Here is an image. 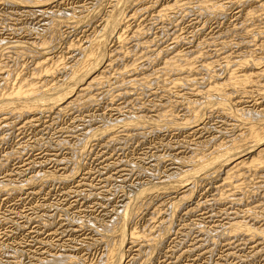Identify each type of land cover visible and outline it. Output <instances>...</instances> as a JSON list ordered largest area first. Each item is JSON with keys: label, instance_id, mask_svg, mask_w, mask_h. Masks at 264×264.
<instances>
[{"label": "rangeland", "instance_id": "1", "mask_svg": "<svg viewBox=\"0 0 264 264\" xmlns=\"http://www.w3.org/2000/svg\"><path fill=\"white\" fill-rule=\"evenodd\" d=\"M103 1L42 0L41 2L43 3L39 5L43 6V8L37 12L38 10H28L27 8H23V6L21 7L20 5H14L1 0L0 94L3 96V94L6 95V93L11 92L12 88L10 89V87H15L21 80L33 81L36 84L38 83L39 86L41 84H48L49 87L53 86V84L61 86L69 76V68L77 64L81 59L79 58L81 57L79 55L80 51H83L89 40L91 41L92 39L93 41L91 42H94L97 38L96 36L102 31L101 29L106 17L110 15L113 9L112 4L114 6L116 2L115 0ZM129 1L127 2L126 0V4L124 3L121 7L123 11L120 9L122 23L118 24L119 29L118 27L115 28L116 32L114 33L113 31V35L111 33V37L108 36V43H106V52L108 54L106 53L105 59L113 61L105 73V75L107 74L105 77H108V82H106L107 80L103 76L105 80H102L101 86L99 85L94 89L91 88L93 90L90 89V95L94 94L93 99L96 100L94 101L95 103L79 106L76 104L77 107L72 104V107H68L69 110L66 109L62 112L55 109L48 113H37L35 116L32 114L24 115L21 118L15 113H6V115L0 113V264H44L43 262L47 264L48 261L49 263L55 261L53 258L61 261L60 258H67L68 256L76 260V262L72 260L75 264L79 262V264H103V262H107L105 259L108 246L116 243L117 237L112 236L110 242V240H104L101 234L108 228H110L108 229L109 231L115 230L120 214H123L122 212L133 201L136 202V205L132 203L134 205L133 210L135 209L136 213L130 216L128 224H126L127 235L125 234V241L127 244L128 241H132L130 235H133L135 232L138 235V239L132 241L133 243L130 242L126 245L127 247L125 246L121 264H264V235L262 233L256 237L254 236V238L250 236L248 238V235L238 234L233 236L227 231L228 227H230L229 224L237 221L248 225L252 229L264 230V168L257 169L258 174L256 170H244L243 176L236 177L238 179H236V182H239L241 178L239 184L236 183L240 187L235 189L236 191H231L230 187L227 186L220 187L223 183V180H221L223 179L222 176L216 177L215 174L213 177L209 176V173L201 172L200 168H198L200 172H191L196 176L198 175L197 177L195 176L196 179L193 178L194 181L190 180L192 178H189L184 183V186H176L181 187L180 189L166 191L167 187L165 188V185H171L170 182L172 185L173 182L175 184L176 179H178L177 177L183 176L185 171L194 169L193 165L199 158L210 157L214 153H217V150H222V148H219V145H221L220 147H223V145L225 147L228 143L230 144L231 138H234L235 135L238 138L241 131L245 135L250 124L262 119L261 113L264 111V62L262 61L258 63L259 65L256 68L263 72V76L259 78L258 76L262 75L260 73L261 75L255 76L256 80L251 76L254 79L253 82H259L260 86L257 83L254 86L251 84L252 82H249L247 86L242 88L243 90H239L240 93L237 91L228 96V98L230 97V102L236 107V110H241V117L247 118H244V123L240 119L228 117L216 107L217 105H214L219 101L214 92H209L210 95L208 97H210V100H208L209 98L206 100L205 95H202L200 91H204L205 88L210 87L209 85L213 82L214 84L212 85L221 84V81L224 82L225 78L230 75L241 76L242 72L247 71L246 69L248 68L241 67V69L238 61L242 62L246 57V59L264 58V8L259 7V4L256 7L257 3L264 2V0H239L240 2L238 0H209L206 7L208 6L211 9L215 6V9H212L214 12L216 11V6L217 8H226V10L221 9L220 14H217V11V13H214L212 10L209 11V8L204 6L205 4H201L203 7L199 5L200 7L198 8L196 2L194 4L182 5V7H179V5L177 7H170L173 4L171 1L174 2V0H158V2L157 0ZM210 1L215 2L211 3ZM97 3H101L103 6ZM166 4L170 7L169 9H165L168 8L165 7ZM217 4L222 6H218ZM92 7H95L94 9L101 7V10L96 15V19L92 18V22L87 23L88 26L82 21L84 18L82 16L86 15V11L87 15L89 13L92 15L94 11L98 10H92ZM204 7L206 8L205 11ZM259 8H261L260 11ZM163 9L164 11H161ZM239 10L241 12L240 16L237 15V13H240ZM249 10L253 14L249 13ZM134 12L137 13L135 14ZM72 14L74 18L78 19L75 22L82 25L79 26L75 22L70 23L65 21ZM59 18L60 20H58ZM79 19L81 20L79 21ZM70 26L77 27L75 29L72 27L71 29ZM119 33L122 35L118 36ZM118 37H122L121 40ZM40 39L42 40L40 41ZM46 39L48 40V47H51L49 50L48 48L46 49L47 53L45 55L47 54L48 58H53L55 62L57 59L60 62L57 61V64H53L54 67L53 69L51 68L52 71L49 73L44 70L37 72L35 69L38 67L36 64L38 63L39 55L37 53L31 54L29 53L30 51H25L19 48V46L14 45L20 44L23 41H28L29 43L33 41L38 45L42 41L46 42ZM50 41L53 42L50 43ZM10 42L13 43L11 44ZM15 48L21 52H18ZM109 53L112 54L110 55ZM170 57L175 61L170 60ZM168 59L169 63L172 61L171 65L174 63L173 66L175 67L180 62L183 64L181 65L180 63L181 66L188 64V68V65L183 67L187 72L183 73L181 71L183 68L180 65H178L180 68L178 66L175 68V70L182 68L180 71L178 70L180 76L176 74L177 70L175 71L173 68L171 71L172 75L168 72L170 71L169 68L164 72L163 67L168 65L166 64L168 63ZM162 64H165V66H162ZM55 65L59 66L56 67ZM229 72L232 73L230 74ZM44 73H48V75ZM141 75L142 80L145 75L150 76H147L150 78L146 84L148 88L140 86ZM181 75H185L183 77L187 78V81H198L195 83L190 81L187 82L188 84L181 82L177 86L176 84H172L173 81L171 80H174V77L175 79H178L177 77L185 79ZM212 76L214 77L212 78ZM7 80H10V82L12 80V85L10 84L9 87H5ZM134 81L136 83H133ZM4 88H8L9 90ZM247 88L249 89V94L246 93L248 92ZM244 89H247V91ZM196 90H200L201 94L199 92L196 93ZM123 91L128 94L121 93ZM242 91H245V95ZM117 94L119 95L118 97ZM233 104L229 105L233 106ZM193 105L195 109L203 110V118L197 123L201 126L195 128L198 129L196 132L190 130L194 127L195 123L190 124V126L194 124L191 128H180L181 131L167 124L165 126L164 123L157 125L153 123L151 125L146 124L139 129L137 128V132L134 131L135 129L133 131L129 130L131 128L128 129L124 125L126 120L132 119L133 116L134 118L136 116H143L145 119H151L156 116L152 120L157 121L158 114L159 116L173 114L177 120L181 121L182 118L186 117L185 119H187L189 116L187 109L189 106L192 108ZM171 115L168 116L171 117ZM259 118L261 119L259 120ZM249 120H253L252 123ZM162 122H165V119ZM110 127L111 130L109 129ZM103 128L109 129V131L103 134L105 136L102 135L100 137L97 131ZM138 132L142 134L140 135ZM86 133L89 136L91 135V137ZM95 136L100 140L98 138L95 139ZM80 146L81 149L83 147V152H80L81 149L78 148ZM78 149L79 151H77ZM176 168L178 169L176 170ZM179 171L182 172V175H180ZM251 171L255 172V174L251 173ZM247 172L248 175L246 174ZM157 180L158 183L159 181H163L164 183L162 182V184L160 183L161 186L159 184L158 186L156 184ZM164 180L167 184H165ZM151 181L155 182L156 186L154 185V188V183ZM149 186L153 190H150L151 187ZM158 187H163L164 189H159ZM184 187L186 189L190 187L191 190L193 189L191 196L187 197L181 205L174 208L172 202L175 203L180 198V195L182 196L184 190L182 188ZM157 188L159 192L157 191L156 193L155 190ZM146 190L148 191L146 192ZM138 192H145L146 195L143 193L145 197L143 198L142 195L140 199L135 198L138 197L136 196ZM222 194H225V196ZM172 215L173 218L171 217ZM134 216L136 217L133 220ZM116 218L117 220H115ZM221 232L224 233L222 234ZM155 239L159 241L158 247L155 244ZM153 245H155L154 248ZM128 249L129 251H127ZM69 259L68 257L66 260L69 261ZM45 260L48 261L46 262Z\"/></svg>", "mask_w": 264, "mask_h": 264}, {"label": "bare ground", "instance_id": "2", "mask_svg": "<svg viewBox=\"0 0 264 264\" xmlns=\"http://www.w3.org/2000/svg\"><path fill=\"white\" fill-rule=\"evenodd\" d=\"M1 1V0H0ZM4 2H7V3H11V4H14V5H20L21 7L23 6V8H27L28 10H38L37 12H39V10H41V8H43V6H40L39 4H42L43 2H41L40 0H3ZM47 1H49V0H47ZM103 1V0H102ZM116 2H115V5L113 6V4H112V7H113V9H112V11H111V13H110V15H108V17H106V19H105V22L103 23L104 25L102 26L103 28L101 29V28H99V29H101L102 31H100V33L99 32H97V33H99L98 34V36H96L97 38L95 39V41L94 42H91V41H93L92 39H91V41L89 40V42H88V44H86V46H85V48L83 49V51L81 52L80 51V54L79 55H81V57H79V58H81L78 62H77V64H75V65H72L69 69V71L71 72H69V76L67 77V80H66V78H64L66 81L65 82H61L60 84H61V86H59V84L58 85H54L53 83V86H51V87H49L48 86V84H41V86H39V84L37 83L36 84V82L34 83L33 81H27V80H21V81H19L18 82V84L17 85H15V87H10V89H11V92H9V93H6V95H4L3 94V96L1 95L0 96V98H2V99H0V113H2V115H6V113H15L16 115H18L20 118H21V116H27V115H30V114H32L33 116H35V114H37V113H45V112H51V111H53V110H58V111H60V112H62V111H65L66 109H68V107H70L72 104L73 105H75L76 107H77V105L76 104H78V106L79 105H88V104H91V103H93L94 101H96L95 99H93L94 97H93V95L91 94L90 95V91L91 90H93L94 88H97L99 85L101 86V84H102V80H107L106 82H108V77L106 78L105 76H107V74L105 75V73L107 72V69L112 65V62L113 61H111L110 59H108V60H106L105 59V55H106V43H108L107 42V40H108V36L109 37H111L110 35H111V33L114 31V33L116 32L115 31V28L116 27H118V24L119 23H122V21H121V12H120V9H121V7L123 6V4L126 2V0H115ZM129 0H127V2H128ZM131 1V0H130ZM129 1V2H130ZM134 1H136L137 2V0H134ZM239 1V0H238ZM243 1H245V0H243ZM242 1V2H243ZM254 1V0H253ZM98 2V1H97ZM101 2V1H100ZM104 2V1H103ZM131 2H133V1H131ZM135 2V3H136ZM157 2H158V0H157ZM173 4L170 6V7H177V5H179V7H182V5L184 6L185 4H189V3H193L194 4V2H196L197 4H198V8L200 7V6H202L201 4H205L204 6L206 7V4H208V2H209V0H206V1H204V0H174V2L173 1H171ZM211 2V1H210ZM215 2V1H214ZM214 2H211V3H214ZM224 2V1H223ZM240 2V1H239ZM111 3V2H110ZM144 3V2H143ZM169 3V2H168ZM195 3V4H196ZM234 3V2H233ZM236 3V2H235ZM244 3H246V2H244ZM249 3H251V2H249ZM249 3H247V4H249ZM5 4V3H4ZM36 4H38V5H36ZM97 4H99V3H97ZM126 4V3H125ZM156 4H158V3H156ZM162 4V3H161ZM237 4V3H236ZM252 4V3H251ZM258 4H259V7H262V9L264 8V2H261V3H257V5H256V7H258ZM33 5V6H32ZM44 5V4H43ZM99 5H102L101 3L99 4ZM98 5V6H99ZM155 5V4H154ZM169 5V4H168ZM181 5V6H180ZM200 5V6H199ZM209 5H211V4H209ZM215 5V4H214ZM218 6L220 5V4H217ZM235 5V4H234ZM103 6V5H102ZM134 6V5H133ZM163 6V5H162ZM220 6H222V5H220ZM253 6V5H252ZM59 7V6H58ZM70 7V6H69ZM96 7V6H95ZM94 7V8H95ZM141 7V6H140ZM143 7V6H142ZM149 7V6H148ZM165 7H168V8H165V9H169L170 7L169 6H167V4H166V6ZM186 7V6H185ZM196 7V6H195ZM203 7V6H202ZM204 7V8H205ZM208 7V6H207ZM206 7V8H207ZM245 7V6H244ZM10 8V7H9ZM85 8V7H84ZM93 8V7H92ZM92 9V10H96V9H98V10H96V11H94V14H92V15H90L91 13H89V15H87V11L86 10H84V11H86V15L85 16H82V17H84L83 19H82V21H84V24L86 23H89L90 21H91V19L92 18H97L96 17V15L100 12V10H101V7H98V8H96V9ZM137 8V7H136ZM139 8V7H138ZM146 8V7H145ZM150 8V7H149ZM149 8H148V10H149ZM160 9H161V7H159ZM164 8V7H163ZM190 8V7H189ZM206 8L204 9V11L206 10ZM209 8V7H208ZM14 9V8H13ZM123 9H125V8H123ZM144 9V8H143ZM147 9V8H146ZM152 9V8H151ZM172 9V8H171ZM180 9V8H179ZM188 9V8H187ZM212 9H215V6H213L211 9L209 8L208 10L210 11V10H212ZM221 9H222V7L221 8H217V6H216V11L218 12H214V10H212L214 13H217V14H220L221 13ZM223 9H225L226 10V8H223ZM222 9V10H223ZM260 9L261 8H259V11H260ZM16 10V9H15ZM81 10V9H80ZM89 10H91V9H89ZM122 10V9H121ZM135 10V9H134ZM147 10V11H148ZM183 10V9H182ZM189 10V9H188ZM203 10V9H202ZM238 10V9H237ZM252 10V9H251ZM251 10H249L250 12L249 13H252V11ZM264 10V9H263ZM46 11V10H45ZM123 11V10H122ZM143 11V10H142ZM150 11V10H149ZM161 11H164V9L163 10H161ZM195 11V10H194ZM24 12V11H23ZM81 12V11H80ZM133 12V11H132ZM166 12V11H165ZM172 12V11H171ZM188 12V11H187ZM201 12V11H200ZM234 12V11H233ZM239 12H240V10H239ZM254 12V11H253ZM12 13V12H11ZM67 13V12H66ZM126 13V12H125ZM135 13V12H134ZM137 13V12H136ZM135 13V14H136ZM160 13V12H159ZM196 13V12H195ZM202 13V12H201ZM212 13V12H211ZM223 13V12H222ZM245 13H247L248 14V12L247 11H245ZM19 14V13H18ZM63 14V13H62ZM61 14V15H62ZM79 14V13H78ZM80 14H82V13H80ZM161 14V13H160ZM228 14V13H227ZM239 14H241V12L240 13H237V15L238 16H240ZM253 14V13H252ZM251 14V15H252ZM255 14V13H254ZM257 14V13H256ZM51 15V14H50ZM125 15V14H124ZM128 15V14H127ZM152 15V14H151ZM163 15V14H162ZM178 15V14H177ZM197 15V14H196ZM225 15V14H224ZM236 15V16H237ZM249 16H250V14H248ZM247 15V16H248ZM74 15L72 14V16H70L69 18L67 17V19L65 20V21H67V22H70V23H73V22H75L76 20H78V19H76V18H74L73 17ZM129 16V15H128ZM175 16V15H174ZM193 16V15H192ZM243 16H244V14H243ZM253 16V15H252ZM17 17V16H16ZM79 17H81V16H79ZM78 17V18H79ZM138 17V16H137ZM259 17V16H258ZM262 17V16H261ZM9 18V17H8ZM65 18V17H64ZM128 18V17H127ZM132 18V17H131ZM163 18V17H162ZM175 18V17H174ZM181 18V17H180ZM250 18H252V17H250ZM63 19V18H62ZM124 19V18H123ZM126 19V18H125ZM134 19V18H133ZM170 19V18H169ZM236 19V18H235ZM259 19V18H258ZM263 19V18H262ZM58 20H60V18L58 19ZM64 20V19H63ZM81 19H79V21H80ZM100 20V19H99ZM128 20H129V18H128ZM174 20V19H173ZM180 20V19H179ZM239 20V19H238ZM248 20V19H247ZM17 21V20H16ZM56 21V20H55ZM98 21V20H97ZM121 21V22H120ZM137 21V20H136ZM200 21V20H199ZM206 21V20H205ZM92 22V21H91ZM90 22V23H91ZM134 22V21H133ZM178 22V21H177ZM257 22V21H256ZM263 22V21H262ZM59 23V22H58ZM62 23H64V22H62ZM151 23V22H150ZM195 23H196V21H195ZM41 24V23H40ZM53 24V23H52ZM75 24L77 25V24H79V26L80 25H82V24H80V23H78V22H75ZM74 24V25H75ZM216 24H217V22H216ZM241 24H243V23H241ZM246 24V23H245ZM50 25V24H49ZM57 25V24H56ZM66 25H68V24H66ZM65 25V26H66ZM70 25V24H69ZM73 25V24H72ZM88 25V24H87ZM98 25V24H97ZM121 25V24H120ZM134 25V24H133ZM132 25V26H133ZM234 25V24H233ZM232 25V26H233ZM58 26V25H57ZM60 26V25H59ZM89 26V25H88ZM87 26V27H88ZM144 26V25H143ZM142 26V27H143ZM204 26V25H203ZM249 26V25H248ZM261 26V25H260ZM73 27V26H72ZM72 27L70 26V28L72 29ZM75 27H77V26H75ZM75 27H73L74 29H75ZM141 27V26H140ZM157 27V26H156ZM161 27V26H160ZM170 27V26H169ZM202 27V26H201ZM239 27H240V25H239ZM55 29H56V27H54ZM67 28V27H66ZM127 28V27H126ZM125 28V29H126ZM238 28V27H237ZM255 28V27H254ZM118 29H119V27H118ZM183 29V28H182ZM233 29H235L234 27H233ZM248 29V28H247ZM20 30V29H19ZM96 30V29H95ZM97 30H98V28H97ZM117 30V29H116ZM145 30V29H144ZM161 30H163V29H161ZM191 30V29H190ZM210 30V29H209ZM231 30V29H230ZM236 30V29H235ZM260 30V29H259ZM37 31V30H36ZM57 31V30H56ZM70 31V30H69ZM119 31V30H118ZM120 31H122L121 29H120ZM146 31V30H145ZM246 31V30H245ZM255 31V30H254ZM264 31V30H263ZM263 31H261V32H263ZM18 32V31H17ZM16 32V33H17ZM27 32V31H26ZM34 32V31H33ZM61 32H62V30H61ZM68 32V31H67ZM81 32V31H80ZM101 32H103L102 34H101ZM215 32V31H214ZM235 32V31H234ZM32 33V32H31ZM94 33V32H93ZM123 33V32H122ZM144 33V32H143ZM171 33V32H170ZM188 33V32H187ZM222 33V32H221ZM233 33V32H232ZM18 34V33H17ZM20 34V33H19ZM54 34H55V32H54ZM57 34V33H56ZM117 34V33H116ZM254 34H256V33H254ZM89 35V34H88ZM96 35V34H95ZM100 35V36H99ZM112 35H113V33H112ZM122 35V34H121ZM120 35V33L118 34V36H121ZM127 35V34H126ZM131 35V34H130ZM135 35V34H134ZM226 35V34H225ZM233 35V34H232ZM241 35V34H240ZM246 35V34H245ZM258 35V34H257ZM41 36V35H40ZM55 36V35H54ZM90 36V35H89ZM133 36V35H132ZM172 36V35H171ZM260 36V35H259ZM262 36V35H261ZM15 37V36H14ZM25 37V36H24ZM60 37V36H59ZM58 37V38H59ZM113 37V36H112ZM117 37V36H116ZM134 37V36H133ZM132 37V38H133ZM138 37V36H137ZM211 37V36H210ZM223 37V36H222ZM244 37V36H243ZM263 37V36H262ZM57 38V39H58ZM92 38V37H91ZM119 38V40H121V38L122 37H118ZM216 38V37H215ZM240 38V37H239ZM255 38H257V37H255ZM45 39V38H44ZM43 39V40H44ZM51 39H53V38H51ZM93 39H94V37H93ZM150 39V38H149ZM180 39V38H179ZM179 39H176V40H179ZM214 39V38H213ZM35 40V39H34ZM42 39H40V41H41ZM59 40V39H58ZM87 40V39H86ZM113 40V39H112ZM118 40V39H117ZM232 40V39H231ZM242 40V39H241ZM39 41V42H40ZM47 39H46V42L45 41H42V43H40V44H36V42L34 43L33 41V43L31 42V43H29L28 41H26V42H20V44H17V45H14V46H19V48H22V49H24L25 51H30L29 53H31V54H38L39 55V59H38V57H37V59H38V63L36 64L38 67L35 69L37 72H39V71H42V70H44L45 72H51L52 70H51V68L53 69V67H54V65L53 64H55L57 61L58 62H60L58 59H57V61L55 62V60L53 59V58H48V56H46L45 55V53H47L46 52V49L48 48V50H49V48L51 47V46H49L48 47V43H47ZM56 41V40H55ZM123 41V40H122ZM138 41V40H137ZM173 41V40H172ZM51 42H53V41H50V43ZM144 42V41H143ZM146 42V41H145ZM211 42H213V41H211ZM222 42V41H221ZM251 42H253V41H251ZM259 42V41H258ZM8 43V42H7ZM11 43V42H10ZM13 43V42H12ZM11 43V44H12ZM17 43V42H16ZM87 43V42H86ZM128 43V42H127ZM247 43V42H246ZM14 44H15V42H14ZM81 44V43H80ZM111 44V43H110ZM242 44V43H241ZM260 44V43H259ZM5 45H7L6 43H5ZM82 45V46H83ZM263 45V44H262ZM8 46H11V45H8ZM13 46V45H12ZM80 46V45H79ZM115 46V45H114ZM252 46V45H251ZM67 47V46H66ZM120 47V46H119ZM140 47V46H139ZM228 47V46H227ZM232 47V46H231ZM247 47V46H246ZM76 48V47H75ZM115 48V47H114ZM121 48V47H120ZM144 48V47H143ZM7 49V48H6ZM14 49V48H13ZM16 50H17V48H15ZM82 49V48H81ZM113 49V48H112ZM112 49H111V51H112ZM139 49V48H138ZM159 49V48H158ZM219 49V48H218ZM246 49V48H245ZM248 49H250V48H248ZM261 49V48H260ZM8 50V49H7ZM47 50V51H48ZM80 50V49H79ZM149 50V49H148ZM151 50V49H150ZM154 50V49H153ZM185 50V49H184ZM233 50V49H232ZM231 50V51H232ZM11 51V50H10ZM13 51V50H12ZM18 51V50H17ZM23 51V50H22ZM115 51V50H114ZM113 51V52H114ZM143 51V50H142ZM164 51V50H163ZM254 51V50H253ZM257 51V50H256ZM16 52V51H15ZM18 52H21V51H18ZM34 52V53H33ZM78 52V51H77ZM133 52V51H132ZM162 52V51H161ZM26 53V52H25ZM156 53V52H155ZM154 53V54H155ZM181 53H183V52H181ZM239 53V52H238ZM247 53V52H246ZM253 53V52H252ZM4 54V53H3ZM108 54V53H107ZM110 55L112 54V53H109ZM114 54V53H113ZM120 54H121V52H120ZM136 54V53H135ZM176 54V53H175ZM186 54V53H185ZM184 54V55H185ZM210 54V53H209ZM228 54V53H227ZM16 55V54H15ZM20 55V54H19ZM27 55V54H26ZM119 55V54H118ZM194 55H195V53H194ZM198 55H200V54H198ZM240 55V54H239ZM256 55V54H255ZM108 56V55H107ZM123 56V55H122ZM125 56V55H124ZM128 56V55H127ZM143 56V55H142ZM156 56V55H155ZM174 56V55H173ZM231 56H232V53H231ZM236 56V55H235ZM238 56V55H237ZM242 56V55H241ZM247 56H249V55H247ZM184 57V56H183ZM187 57V56H186ZM189 57V56H188ZM234 57V56H233ZM239 57V56H238ZM244 57V56H243ZM135 58V57H134ZM149 58V57H148ZM167 58V57H166ZM169 58V57H168ZM171 59L170 60H174V59H172V57H170ZM235 58V57H234ZM242 58V57H241ZM247 58V57H246ZM244 59L242 62L241 61H238V64L240 65V68L242 67V68H248V69H246L247 71H245V72H242V75L241 76H239V77H236L235 75H230L229 77H227V78H225L226 80H224V82H222L221 81V84H215V85H212V84H214V82L211 84V85H209L210 87H208V88H205V90L203 91H200L201 93H202V95H205L204 97L206 98V100L208 99V100H210V97H208L210 94H209V92L211 93V91H212V93L214 92L216 95H217V97H218V99H219V101L217 102V103H215L214 105H217L216 107H218V109L221 111V112H224V114L225 115H227L228 117H232V118H237V119H240V120H242L243 121V123L245 122V119H247V118H245V117H241L242 116V114L240 113V111H238V110H236V107L234 106V104L233 103H231L230 102V97L228 98V96L229 95H231V94H233V93H236L237 91H238V93H240V91H241V89L242 88H244V86H247V84L250 82H252L251 84H253L254 86H255V84L257 83V82H253L254 81V79H252V77H254L255 78V80H256V77L260 74V73H262V75L261 76H258L259 78L260 77H262L263 76V72L261 71V70H258L256 67H258L257 65H259L258 63H261V61L262 62H264V58H261V59ZM251 58V57H250ZM56 59V58H55ZM76 59H78V58H76ZM121 59V58H120ZM157 59V58H156ZM27 60V59H26ZM190 60V59H189ZM192 60H193V58H192ZM200 60V59H199ZM234 60H236V59H234ZM238 60V59H237ZM236 60V61H237ZM240 60V59H239ZM128 61V60H127ZM151 61V60H150ZM149 61V62H150ZM171 61V62H172ZM175 61V60H174ZM191 61V60H190ZM190 61H189V63H190ZM230 61V60H229ZM57 62V63H58ZM163 62H165V61H163ZM167 62L168 63H166V64H168V65H166L165 66V64L163 65L162 64V66H165V67H163V69H164V72H165V70L166 69H170V71H168L169 73H171V71H172V68L175 70V68L178 66V65H180V61H178V62H180L179 64H175L176 65V67L175 66H173L174 65V63H173V65H171V62L169 63V59L167 60ZM195 62H197V61H195ZM209 62V61H208ZM207 62V63H208ZM214 62V61H213ZM212 62V63H213ZM3 63V62H2ZM10 63V62H9ZM24 63V62H23ZM56 63V64H57ZM151 63H152V61H151ZM155 63V62H154ZM177 63V62H176ZM184 63V62H183ZM204 63V62H203ZM228 63V62H227ZM74 64V63H73ZM149 64V63H148ZM53 65V66H52ZM116 65V64H115ZM114 65V66H115ZM146 65V64H145ZM181 65H183L182 63H181ZM180 65V66H181ZM188 65V64H187ZM186 65V66H187ZM224 65V64H223ZM2 66V65H1ZM56 67H58L57 65H55ZM141 66V65H140ZM168 66V67H167ZM185 65L184 66H181L182 68L183 67H186ZM209 66V65H208ZM210 66H211V64H210ZM62 67V66H61ZM179 67V66H178ZM189 67V65L187 66V68ZM192 67V66H191ZM190 67V68H191ZM207 67V66H206ZM3 68V67H2ZM13 68V67H12ZM120 68V67H119ZM180 68V67H179ZM179 68H178V70H179ZM181 68V69H182ZM186 68V69H187ZM194 68V67H193ZM201 68V67H200ZM203 68V67H202ZM210 68V67H209ZM221 68V67H220ZM238 68V67H237ZM241 68V69H242ZM22 69V68H21ZM58 69V68H57ZM131 69V68H130ZM147 69V68H146ZM156 69V68H155ZM180 69V70H181ZM198 69V68H197ZM204 69H205V67H204ZM213 69V68H212ZM211 69V70H212ZM55 70V69H54ZM110 70V69H109ZM123 70V69H122ZM157 70V69H156ZM174 70H173V73H174ZM177 70V69H176ZM175 70V71H176ZM178 70H177V72H176V74H178L179 72H178ZM179 70V71H180ZM189 70V69H188ZM199 70V69H198ZM197 70V71H198ZM201 70V69H200ZM233 70V69H232ZM9 71V70H8ZM132 71V70H131ZM181 71H183V73H185V72H187L184 68L181 70ZM1 72H2V70H1ZM7 72V71H6ZM19 72V71H18ZM136 72H138V71H136ZM135 72V73H136ZM144 72V71H143ZM168 72H167V74H168ZM190 72H191V69H190ZM200 72V71H199ZM237 72V71H236ZM23 73V72H22ZM48 73L46 74V73H44L45 75H48ZM67 73V72H66ZM114 73V72H113ZM124 73V72H123ZM203 73V72H202ZM221 73V72H220ZM41 74H43V73H41ZM166 74V73H165ZM215 74V73H214ZM34 75H35V73H34ZM114 75V74H113ZM121 75V74H120ZM129 75V74H128ZM169 75V74H168ZM171 75H172V73H171ZM175 75V74H174ZM179 75V74H178ZM189 75V74H188ZM211 75V74H210ZM222 75V74H221ZM39 76V75H38ZM51 76V75H50ZM54 76V75H53ZM103 76L105 77V79L103 78ZM127 76V75H126ZM144 76V75H143ZM148 76V75H147ZM146 75L143 77V80H142V75L140 76V78H141V81L139 82V84H140V86H143V88H148V86H146V84L149 82V79L150 78H148V77H150V76H148L147 77ZM180 76V75H179ZM183 76H185V75H183ZM182 75H181V77H183ZM238 76V75H237ZM252 76V77H251ZM256 76V77H255ZM4 77V76H3ZM34 77V76H33ZM37 77V76H36ZM43 77V76H42ZM65 77V76H64ZM152 77V76H151ZM195 77V76H194ZM214 76H212V78H213ZM216 77V76H215ZM8 78V77H7ZM48 78V77H47ZM121 78V77H120ZM134 78V77H133ZM139 78V79H140ZM173 78V77H172ZM172 78H170V79H172ZM178 79H175V77H174V80L172 79L171 81H173V83L172 84H176V86H177V84H181V82L182 83H187V82H190V81H187L188 79L187 78H185V77H183V78H185V79H180V77H177ZM189 78V77H188ZM203 78H206V77H203ZM202 78V79H203ZM5 79V78H4ZM9 79V78H8ZM31 79V78H30ZM51 79V78H50ZM127 79V78H126ZM131 80H132V78H130ZM135 79V78H134ZM163 79H165V78H163ZM190 79V78H189ZM192 79V78H191ZM195 79V78H194ZM201 79V78H200ZM209 79V78H208ZM216 79V78H215ZM220 79V78H219ZM47 80V79H46ZM116 80V79H115ZM135 80H137V79H135ZM159 80V79H158ZM161 80V79H160ZM166 80V79H165ZM260 80V79H259ZM164 81V80H163ZM167 81V80H166ZM166 81H165V83H166ZM193 82H194V80H192ZM191 81V82H192ZM198 81V80H197ZM196 80H195V82H197ZM217 81V80H216ZM215 81V82H216ZM5 82V81H4ZM11 82H12V80H11ZM11 82H10V80L8 81L7 80V82L5 83L6 84V86L5 87H9L10 86V84H11ZM59 82V81H58ZM130 82V81H129ZM132 82V81H131ZM155 82H156V80H155ZM194 82V83H195ZM219 82V81H218ZM55 83V82H54ZM122 83H123V80H122ZM125 83V82H124ZM127 84H128V82H126ZM133 83H136L135 81L133 82ZM164 83V82H163ZM201 83V82H200ZM200 83H197V84H200ZM224 83V84H223ZM1 84V83H0ZM126 84V85H127ZM132 84V83H131ZM188 84V83H187ZM250 84V85H251ZM258 85H259V82L257 83ZM263 84V83H262ZM12 85V84H11ZM37 85V86H36ZM49 85H51V84H49ZM110 85V84H109ZM130 85V84H129ZM171 85V84H170ZM186 85V84H185ZM258 85H256V86H258ZM132 86H134V85H132ZM138 86V85H137ZM139 86V87H140ZM175 86V85H174ZM187 86V85H186ZM202 86V85H201ZM260 86V85H259ZM115 87V86H114ZM180 87V86H179ZM91 88H93V89H91ZM100 88V87H99ZM121 88V87H120ZM177 88V87H176ZM183 88V87H182ZM227 88H229V89H227ZM4 89H8V88H4ZM91 89V90H90ZM101 89V88H100ZM158 89V88H157ZM174 89V88H173ZM248 89V88H247ZM247 89H244L245 91H247ZM1 90V89H0ZM9 90V89H8ZM97 90V89H96ZM118 90V89H117ZM167 90V89H166ZM170 90V89H169ZM231 90V91H230ZM240 90V91H239ZM243 90V89H242ZM95 91V90H94ZM109 91V90H108ZM125 91V90H124ZM124 91L123 92H121V93H124ZM131 91V90H130ZM145 91V90H144ZM148 91V90H147ZM193 91V90H192ZM197 91V90H196ZM199 91H197L196 93H198ZM244 91V92H245ZM264 91V90H263ZM2 92V91H1ZM4 92V91H3ZM96 92V91H95ZM126 92V91H125ZM168 92V91H167ZM184 92V91H183ZM195 92V91H194ZM199 92V93H200ZM243 91H242V93H244ZM93 93V92H92ZM102 93V92H101ZM111 93V92H110ZM200 93V94H201ZM205 93V94H204ZM246 93H248L249 94V89H248V92H246ZM251 93V92H250ZM263 93V92H262ZM116 94V93H115ZM125 95H127L126 93H124ZM176 94V93H175ZM174 94V95H175ZM202 95H200V96H202ZM244 95H245V93H244ZM243 95V96H244ZM104 96H105V94H104ZM119 95L117 94V97H118ZM122 96H123V94H122ZM165 96V95H164ZM196 96V95H195ZM240 96H241V94H240ZM247 96V95H246ZM114 97V96H113ZM127 97V96H126ZM142 97V96H141ZM216 97V98H217ZM250 97V96H249ZM107 98V97H106ZM122 98V97H121ZM199 98V97H198ZM201 98V97H200ZM235 98V97H234ZM247 98V97H246ZM128 99V98H127ZM131 99V98H130ZM211 99H212V96H211ZM215 99V98H214ZM231 99H233V98H231ZM199 100V99H198ZM205 100V101H206ZM239 100V99H238ZM244 100H245V98H244ZM139 101V100H138ZM192 101V100H191ZM194 101H196L195 99H194ZM215 101V100H214ZM78 102V103H77ZM129 102H130V100H129ZM141 102V101H140ZM199 102V101H198ZM202 102V101H201ZM208 102V101H207ZM206 102V103H207ZM210 102V101H209ZM212 102V101H211ZM233 102H234V100H233ZM237 102V101H236ZM249 102V101H248ZM258 102V101H257ZM80 103V104H79ZM95 103V102H94ZM117 103V102H116ZM127 103V102H126ZM131 103V102H130ZM148 103V102H147ZM195 103H197V102H195ZM214 103V102H213ZM123 104V103H122ZM205 104V103H204ZM208 105H209V103H207ZM207 104H205V106H207ZM229 104H233V106L235 107H233V106H231V105H229ZM135 105V104H134ZM154 105V104H153ZM178 105V104H177ZM181 105V104H180ZM202 105V104H201ZM141 106V105H140ZM200 106V105H199ZM72 107V106H71ZM83 107V106H82ZM144 107H146V106H144ZM162 107V106H161ZM170 107V106H169ZM188 107V106H187ZM79 108V107H78ZM177 108V107H176ZM190 108V106L188 107V109ZM199 108V107H198ZM213 108V107H212ZM127 109V108H126ZM150 109V108H149ZM163 109V108H162ZM186 109V108H185ZM188 109H187V112L189 113H187L189 116L187 117V119H185V118H182L181 119V121L180 120H177V118L176 117H174L173 116V114L171 115V114H168V115H171V117L170 116H166V115H161V116H159V114H158V117L156 118V120L157 121H155V120H152L153 118H155V117H152L151 119H145L143 116L141 117H137L136 116V118H134V116H133V118L132 119H127L126 120V123H124V125L125 126H127L126 128H131V129H129V130H131V131H133V129H135L134 131L135 132H137L136 131V129L138 128H141L142 126H144V125H146V124H149V125H151V123H153L154 125H157V124H159V123H164L165 124V126H166V124L169 126L170 125V127H175V128H178L179 130H180V128H183V129H185V128H191L194 124H192V126H190V124L191 123H195V125H194V127L193 128H191L190 130H192V131H194V132H196L198 129H195V128H197V127H199V126H201V125H199V124H197L199 121H200V119H202L203 118V116H202V111L203 110H200V109H195L194 108V105H193V107L192 108H190L189 109V111H188ZM205 109V108H204ZM209 109V108H208ZM69 110V109H68ZM159 110V109H158ZM210 110V109H209ZM259 110V109H258ZM264 110V109H263ZM57 111V112H58ZM178 111V110H177ZM207 111V110H206ZM260 111V110H259ZM185 112H186V110H185ZM261 112V111H260ZM263 113H261V117H262V119L261 118H259V120L260 121H258V122H256V123H253V124H250L249 126H248V129H247V131H246V134L244 135V134H242V131H241V134H239V136H238V138L237 137H235L234 136V138H231L232 140L231 141H229L230 142V144L228 143V145H226L225 147H224V145H223V147H220L221 145H219V148H222V150H217V153H214L212 156H210V157H208L207 155V157L205 158V157H201V158H199L198 159V161H196L195 162V164L193 165L194 166V169H190V170H188L187 172H186V174H185V172H184V174H183V176H180V177H177L178 179H176V181H175V184H174V182H173V185H172V183L170 182V184L172 185H170V186H168V184H167V180L165 181V184H167V185H165V188H166V191H168V190H174V189H177V188H179V187H176L177 185H182V186H184V183L186 182V180L188 181V179L189 178H192V179H190V180H193L194 181V179L193 178H195V174H192L193 172H195V171H198V172H200L199 171V169L198 168H200L202 171L201 172H203V173H209L208 175L209 176H212L213 177V175L215 174L216 175V177L217 176H222V178L223 179H221V180H223V183H222V186H220V187H224V186H227V187H230V189H231V191H233V190H235V189H237V188H240L239 187V182L241 181V178H240V181L239 182H236V179L238 178V177H241V175L244 173L243 171L244 170H252V171H254V170H256V173H257V169H259V168H264V118H263V115H264V111H262ZM65 113V112H64ZM68 113H69V111H68ZM102 113V112H101ZM113 113V112H112ZM118 113V112H117ZM56 114V113H55ZM139 114V113H138ZM166 114V113H165ZM185 114V113H184ZM258 114H259V112H258ZM263 114V115H262ZM11 116H12V114H10ZM105 115V114H104ZM124 115V114H123ZM131 115V114H130ZM141 115V114H140ZM153 115V114H152ZM154 115H156V114H154ZM139 116V115H138ZM148 116V115H147ZM179 116V115H178ZM17 117V116H16ZM31 117V116H30ZM62 117V116H61ZM66 117V116H65ZM132 117V116H131ZM160 117H162L161 119H160ZM221 117V116H220ZM252 117V116H251ZM8 118V117H7ZM109 118V117H108ZM126 118V117H125ZM171 118V119H170ZM245 118V119H244ZM255 118V117H254ZM258 118V117H257ZM19 119V118H18ZM30 119V118H29ZM33 119V118H32ZM165 119V122H162L163 120ZM168 119V120H167ZM179 119V118H178ZM34 120V119H33ZM40 120V119H39ZM13 121V120H12ZM25 121V120H24ZM27 121H29V120H27ZM32 121V120H31ZM75 121V120H74ZM114 121V120H113ZM125 121V120H124ZM180 121V122H179ZM218 121V120H217ZM251 120H249V122H250ZM253 121V120H252ZM252 121H251V123H252ZM105 122V121H104ZM107 122V121H106ZM179 122V123H178ZM239 122V121H238ZM241 122V121H240ZM246 122H247V120H246ZM10 123V122H9ZM26 123V122H25ZM24 123V124H25ZM34 123V122H33ZM51 123V122H50ZM116 123V122H115ZM11 124V123H10ZM111 124V123H110ZM162 124H160V125H162ZM239 124V123H238ZM246 124V123H245ZM249 124V123H248ZM113 125V124H112ZM204 125V124H203ZM229 125V124H228ZM18 127V126H17ZM50 127V126H49ZM77 127V126H76ZM106 127V126H105ZM109 127V126H108ZM112 128H113V126H111ZM111 127L109 128L110 130H111ZM212 127V126H211ZM244 127V126H243ZM107 128V127H106ZM235 128V127H234ZM247 128V127H246ZM13 129V128H12ZM78 129V128H77ZM109 129H101V130H98L97 131V134L98 135H100V137L103 135V134H105V133H107L108 131H109ZM137 129V130H138ZM145 129V128H144ZM177 129V130H178ZM195 129V130H194ZM46 130V129H45ZM114 130H116V129H114ZM127 130V129H126ZM141 130V129H140ZM143 130V129H142ZM217 130V129H216ZM90 131V130H89ZM91 131H93V130H91ZM118 131V130H117ZM181 131V130H180ZM185 131V130H184ZM207 131V130H206ZM121 132V131H120ZM142 132V131H141ZM158 132V131H157ZM193 132V133H194ZM10 133V132H9ZM96 133V132H95ZM95 133H94V135H95ZM110 133V132H109ZM108 133V134H109ZM139 134H140V132H138ZM137 133V134H138ZM222 133V132H221ZM244 133V132H243ZM85 134V133H84ZM87 134V133H86ZM96 134V136H98ZM131 134H133V133H131ZM142 134V133H141ZM140 134V135H141ZM232 134H233V132H232ZM2 135V134H1ZM88 135V134H87ZM120 135V134H119ZM123 135V134H122ZM128 135H130V134H128ZM135 135V134H134ZM148 135V134H147ZM171 135V134H170ZM231 135V134H230ZM89 136V135H88ZM88 136H86V138L88 137ZM92 136H93V134H92ZM95 136V139L96 138H98V137H96ZM103 136H105V135H103ZM107 136V135H106ZM127 136V135H126ZM133 136V135H132ZM145 136V135H144ZM156 136V135H155ZM165 136V135H164ZM89 137H91V135L89 136ZM89 137H88V139H89ZM110 137V136H109ZM108 137V138H109ZM124 137V136H123ZM123 137H122V139H123ZM136 137V136H135ZM187 137V136H186ZM7 138V137H6ZM112 138V137H111ZM117 138H118V136H117ZM83 139V138H82ZM87 139V140H88ZM91 139V138H90ZM99 139V138H98ZM113 139V138H112ZM1 140V139H0ZM86 140V141H87ZM93 140H94V138H93ZM100 140V139H99ZM8 141V140H7ZM21 141V140H20ZM44 141V140H43ZM85 141V140H84ZM84 141H83V143H84ZM106 141V140H105ZM104 141V142H105ZM113 141V140H112ZM115 141V140H114ZM220 141V140H219ZM10 142V141H9ZM88 142V141H87ZM126 142V141H125ZM166 142V141H165ZM107 143V142H106ZM105 143V144H106ZM169 143V142H168ZM189 143V142H188ZM224 143V142H223ZM10 144V143H9ZM14 144V143H13ZM84 144H86V143H84ZM83 144V145H84ZM165 144V143H164ZM180 144V143H179ZM29 145V144H28ZM34 145V144H33ZM86 146V145H85ZM85 146H84V148H85ZM183 146V145H182ZM16 147V146H15ZM78 148H80L81 149V146L80 147H78ZM125 149V148H124ZM29 151V150H28ZM77 151H79V149L77 150ZM83 152V147H82V149L80 150V152ZM214 151V150H213ZM25 152V151H24ZM103 152V151H102ZM197 153V152H196ZM7 154V153H6ZM12 155V154H11ZM154 155V154H153ZM194 155V154H193ZM198 155H199V153H198ZM1 156V155H0ZM3 156V155H2ZM17 156H18V154H17ZM26 156V155H25ZM99 156V155H98ZM147 156V155H146ZM162 156V155H161ZM192 156V155H191ZM201 156V155H200ZM152 157V156H151ZM184 158V157H183ZM149 159V158H148ZM60 160V159H59ZM182 161V160H181ZM38 162V161H37ZM55 162V161H54ZM61 162V161H60ZM112 162V161H111ZM176 162V161H175ZM59 163V162H58ZM122 163V162H121ZM189 163V162H188ZM3 164V163H2ZM44 164V163H43ZM193 164V163H192ZM4 166V165H3ZM106 166V165H105ZM192 166V167H193ZM6 167V166H5ZM178 167V166H177ZM186 167V166H185ZM42 168V167H41ZM162 168V167H161ZM167 168V167H166ZM183 169H185L184 167H182ZM182 168H181V170H182ZM129 169V168H128ZM178 168H176V170H177ZM123 170V169H122ZM130 170V169H129ZM139 170V169H138ZM38 171V170H37ZM146 171V170H145ZM251 171V173H254L255 174V172H252ZM259 171V170H258ZM261 171H263V170H261ZM21 172V171H20ZM139 172V171H138ZM180 172V171H179ZM182 172H183V170H182ZM182 172H180L181 174L180 175H182ZM192 172V173H191ZM197 172V173H198ZM260 172V171H259ZM129 173V172H128ZM175 173V172H174ZM173 173V174H174ZM178 173V172H177ZM196 173V172H195ZM202 173V174H203ZM212 173V174H211ZM247 175H248V172L246 173ZM258 174V173H257ZM264 174V173H263ZM13 175V174H12ZM18 175V174H17ZM149 175V174H148ZM203 175H205V174H203ZM261 175H262V173H261ZM64 176V175H63ZM146 176V175H145ZM156 176V175H155ZM172 176V175H171ZM198 176V175H197ZM196 176V177H197ZM243 176V175H242ZM244 176H246L245 174H244ZM255 176V175H254ZM28 177V176H27ZM173 177V176H172ZM176 177V176H175ZM237 177V178H236ZM1 178V177H0ZM31 178V177H30ZM126 178V177H125ZM200 178V177H199ZM202 178H204V177H202ZM201 178V179H202ZM208 178V177H207ZM169 179V178H168ZM196 179V178H195ZM171 180V179H170ZM199 180V179H198ZM206 180V179H205ZM204 180V181H205ZM238 180V179H237ZM173 181V180H172ZM196 181V180H195ZM152 182V181H151ZM163 182V181H162ZM162 182H160L159 181V183H158V180H157V185L159 184L160 185V183L162 184ZM222 182V181H221ZM8 183V182H7ZM152 183H154L153 184V188H154V185H155V182H152ZM164 183V182H163ZM169 183V182H168ZM195 183V182H194ZM210 183V182H209ZM236 183H238L237 185H236ZM255 183V182H254ZM152 185V184H151ZM158 185V186H159ZM186 185H187V183H186ZM185 185V186H186ZM241 185V184H240ZM248 185V184H247ZM156 186V185H155ZM161 186V185H160ZM193 186H195V185H193ZM192 186V187H193ZM234 186H236V187H234ZM249 186V185H248ZM251 186V185H250ZM143 187H145V186H143ZM142 187V188H143ZM148 187V186H147ZM149 187H151V186H149ZM189 187V186H188ZM187 187V188H188ZM152 188V187H151ZM150 188V190H153V188L151 189ZM159 188V187H158ZM156 189L155 191H156V193H157V191L159 190V189H164L163 187H160L159 189ZM181 188V187H180ZM179 188V189H180ZM191 188V187H190ZM186 189V187H184V188H182V189H184L183 190V192H182V196L180 195V198L179 199H177V201L175 202V203H173L172 202V205H174L173 207L175 208V207H178L179 205H181L182 204V202L184 201V200H186L187 199V197H190L191 196V193H192V190L191 189ZM209 188V187H208ZM218 188V187H217ZM246 188V187H245ZM149 189V188H148ZM206 189V188H205ZM15 190V189H14ZM140 190V189H139ZM218 190H220V189H218ZM224 190V189H223ZM145 191V190H144ZM148 190H146V192H147ZM176 191V190H175ZM180 191H182V190H180ZM236 191V190H235ZM261 191V190H260ZM40 192V191H39ZM137 192V191H136ZM159 192V191H158ZM160 192H162V191H160ZM174 192V191H173ZM177 192V191H176ZM224 192V191H223ZM139 193V192H138ZM137 193V195L136 196H138V197H135V198H141L140 196H142L143 195V198L145 197L144 196V194H145V192H141V193H139L138 194ZM144 193V194H143ZM181 193V192H180ZM179 193V194H180ZM202 193V192H201ZM226 193V192H225ZM229 193V192H228ZM240 193V192H239ZM247 193V192H246ZM261 193H263V192H261ZM136 194V193H135ZM148 194V193H147ZM149 194H150V191H149ZM154 194V193H153ZM31 195V194H30ZM146 195V194H145ZM154 195H156V194H154ZM202 195V194H201ZM221 195V194H220ZM222 195H224L225 196V194H222ZM161 196V195H160ZM176 196H178V195H176ZM228 196V195H227ZM218 198H219V196H217ZM221 197V196H220ZM12 198V197H11ZM132 198H133V196H132ZM134 198V199H135ZM166 198V197H165ZM199 198V197H198ZM223 198V197H222ZM246 198V197H245ZM146 199V198H145ZM175 199V200H176ZM221 199V198H220ZM239 199V198H238ZM132 201H133V199H131ZM138 200V199H137ZM152 200V199H151ZM198 200V199H197ZM235 200V199H234ZM140 201V200H139ZM142 201V200H141ZM166 201V200H165ZM226 201V200H225ZM224 201V202H225ZM236 201V200H235ZM238 201V200H237ZM126 202H128V201H126ZM131 202V201H130ZM160 202H162V201H160ZM194 202V201H193ZM205 202V201H204ZM216 202H218V201H216ZM221 202V201H220ZM223 202V201H222ZM226 202H228V201H226ZM234 202V201H233ZM240 202V201H239ZM129 203V202H128ZM127 203V204H128ZM134 205H136L135 203V201H133L132 202ZM131 203V204H132ZM137 203H138V201H137ZM170 203V202H169ZM203 203V202H202ZM219 203V202H218ZM238 203V202H237ZM130 204V203H129ZM130 204V206H128L126 209H125V211L124 212H122L123 214H120V218H119V222H118V225H117V227L115 228V230H113V231H109L108 229H110V228H108L103 234H101L102 236V238L104 237V240H106V241H109L111 238H112V236H116L117 237V242L116 243H114V244H112V245H110V246H108V249L107 248H105V249H107V255H106V259H105V256H104V259L105 260H107V262H103V264H121V260H122V257H123V249L125 248V246L126 245H128L130 242H132V241H135L136 239H138V235L137 234H135L134 232H132V233H134L133 235L131 234L130 236H131V238H132V241H128V244L126 243V241H125V239H126V236H125V234H126V224H128L127 222H128V220L130 219V216H132L134 213H136V210L134 209L133 210V207H134V205L132 206ZM141 204V203H140ZM143 204V203H142ZM149 204V203H148ZM205 204V203H204ZM234 204V203H233ZM258 204V203H257ZM150 205V204H149ZM230 205V204H229ZM138 206V205H137ZM259 206V205H258ZM126 207V206H125ZM148 207V206H147ZM157 207V206H156ZM155 207V208H156ZM168 207V206H167ZM181 207V206H180ZM198 207V206H197ZM137 208V207H136ZM140 208V207H139ZM144 208V207H143ZM142 208V209H143ZM171 208V207H170ZM182 208V207H181ZM189 208V207H188ZM195 208V207H194ZM230 208V207H229ZM172 209V208H171ZM177 209V208H176ZM192 209V208H191ZM245 209V208H244ZM262 209V208H261ZM240 210H242V209H240ZM153 211V210H152ZM177 211V210H176ZM191 211H193V210H191ZM246 211V210H245ZM257 211V210H256ZM171 212H172V210H171ZM214 212V211H213ZM242 212V211H241ZM163 213V212H162ZM170 213V212H169ZM177 214V213H176ZM200 214V213H199ZM135 215H137V214H135ZM207 215V214H206ZM256 215V214H255ZM254 215V216H255ZM167 216V215H166ZM205 216V215H204ZM246 216V215H245ZM244 216V217H245ZM258 216V215H257ZM135 217L136 216H134V218H133V220L135 219ZM141 217V216H140ZM172 218H173V215L171 216ZM240 217V216H239ZM172 218H170L171 220H172ZM205 218V217H204ZM258 218V217H257ZM115 220H117V218L115 219ZM167 220H168V218H167ZM198 220V219H197ZM132 221V220H131ZM150 221V220H149ZM173 221V220H172ZM115 222V221H114ZM161 222V221H160ZM204 222V221H203ZM226 222V221H225ZM234 222V221H233ZM242 222V221H241ZM7 223V222H6ZM162 223V222H161ZM168 223V222H167ZM194 223V222H193ZM227 223V222H226ZM170 224H171V222H170ZM175 224V223H174ZM214 224V223H213ZM163 225V224H162ZM168 225H169V223H168ZM230 225V227H228V229H227V231L229 232V233H231L233 236H235V235H240V234H245V235H248V238H249V236L250 237H252V238H254V236L256 237V236H258L259 234H261L262 233V235H264V230H260L259 231V229L257 230L256 228V230L255 229H252L251 227H249L248 225H245V224H243V223H240V222H234V223H230L229 224ZM253 225V224H252ZM159 226V225H158ZM166 226V225H165ZM195 226V225H194ZM202 226V225H201ZM103 228H104V226H103ZM128 228V227H127ZM149 228V227H148ZM164 228V227H163ZM225 228V227H224ZM106 229V228H105ZM167 229V228H166ZM174 229V228H173ZM264 229V228H263ZM201 230V229H200ZM6 231H7V229H6ZM95 231V230H94ZM133 231H135V230H133ZM144 231H145V229H144ZM165 231V230H164ZM170 231V230H169ZM206 231V230H205ZM216 231V230H215ZM98 232V231H97ZM166 232V231H165ZM178 232V231H177ZM94 233V232H93ZM100 233V232H99ZM130 233V232H129ZM161 233V232H160ZM209 233V232H208ZM216 233H218V232H216ZM222 233V232H221ZM224 233V232H223ZM222 233V234H223ZM225 233H227V232H225ZM165 234V233H164ZM176 234V233H175ZM211 234V233H210ZM127 235V234H126ZM141 235H143V234H141ZM163 235V234H162ZM166 235V234H165ZM165 235H163V236H165ZM168 235V234H167ZM160 236V235H159ZM222 236V235H221ZM220 236V237H221ZM227 236V235H226ZM231 236V235H230ZM148 238H149V236H147ZM158 237V236H157ZM161 237V236H160ZM166 237V236H165ZM242 237V236H241ZM247 237V236H246ZM101 238V239H102ZM130 238V237H129ZM130 238V239H131ZM140 238V237H139ZM147 238V239H148ZM212 238V237H211ZM247 238V239H248ZM100 239V240H101ZM114 239V238H113ZM116 239V238H115ZM152 239V238H151ZM103 240V241H104ZM112 240V239H111ZM111 240H110V242H111ZM140 240V239H139ZM145 240V239H144ZM156 240V239H155ZM160 240V239H159ZM162 240V239H161ZM164 240V239H163ZM197 240V239H196ZM251 240V239H250ZM138 241V240H137ZM158 241V239L156 240V242H155V244H156V246H157V244L159 243V241ZM243 241V240H242ZM105 242V241H104ZM189 242V241H188ZM133 243V242H132ZM135 243V242H134ZM142 243V242H141ZM203 243V242H202ZM222 243V242H221ZM229 243V242H228ZM238 243V242H237ZM259 243H261V242H259ZM103 244H105V243H103ZM110 244V243H109ZM108 244V245H109ZM145 244H147V243H145ZM149 244V243H148ZM153 244V243H152ZM151 244V245H152ZM225 244V243H224ZM106 245V244H105ZM150 245V246H151ZM215 245V244H214ZM213 245V246H214ZM223 245V244H222ZM228 245V244H227ZM154 246L155 245H153V248H154ZM104 247H106V246H104ZM127 247V246H126ZM132 247H134V246H132ZM152 247V246H151ZM158 247V246H157ZM160 247V246H159ZM206 247V246H205ZM242 247V246H241ZM260 247V246H259ZM152 249V248H151ZM260 249V248H259ZM264 249V248H263ZM150 250V249H149ZM127 251H129V249L127 250ZM206 251V250H205ZM264 251V250H263ZM43 252V251H42ZM134 252V251H133ZM148 252V251H147ZM203 252V251H202ZM229 252V251H228ZM259 252V251H258ZM125 253H127V252H125ZM138 253V252H137ZM144 253V252H143ZM256 253V252H255ZM103 254V253H102ZM105 254V253H104ZM128 254V253H127ZM126 254V255H127ZM125 255V256H126ZM132 255V254H131ZM243 255V254H242ZM67 256V255H66ZM136 256V255H135ZM254 256V255H253ZM264 256V255H263ZM70 259H71V257L70 256H68ZM67 257V258H68ZM133 257V256H132ZM140 257V256H139ZM256 257V256H255ZM45 258V257H44ZM66 257H63V258H60L61 259V261L60 260H56L55 258H53L55 261H52L51 263H49V261L47 262L46 260V262H47V264L49 263V264H75V263H73L72 262V260H73V258L71 259V261H70V259H69V261L68 260H66L67 259ZM128 259H129V257H128ZM140 259V258H139ZM11 260V259H10ZM75 260V259H74ZM73 260V261H74ZM79 260V259H78ZM104 260V261H105ZM75 262H76V260H75ZM130 262V261H129ZM44 264H45V262H43ZM80 263V262H79ZM79 263H77V264H79ZM21 264V263H20ZM88 264V263H87ZM96 264V263H95ZM102 264V263H101ZM124 264V263H123ZM129 264H131V263H129Z\"/></svg>", "mask_w": 264, "mask_h": 264}]
</instances>
